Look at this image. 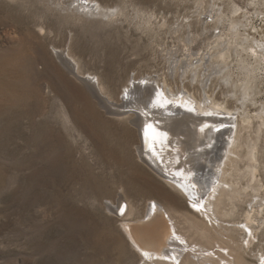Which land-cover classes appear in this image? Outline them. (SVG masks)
I'll return each mask as SVG.
<instances>
[{
    "label": "rangeland",
    "instance_id": "374dc122",
    "mask_svg": "<svg viewBox=\"0 0 264 264\" xmlns=\"http://www.w3.org/2000/svg\"><path fill=\"white\" fill-rule=\"evenodd\" d=\"M29 1L0 0V264H144L120 226L126 206L134 209V219L144 217L148 202L174 206L179 201L180 210L199 217L189 199L179 200L139 161V141L129 121L107 115L83 85L48 60L47 52L53 53L52 45L70 46L83 71L100 77L119 102L133 75L168 72L159 49L180 44L182 34L172 28L194 11L195 0H99L120 14L110 25L94 18L85 27L46 17ZM235 2L250 23L248 32L264 42V0ZM151 15L157 22L145 24ZM159 16L166 21L163 27ZM35 21L48 24L51 34L34 33ZM261 65L258 106H264ZM180 88L172 84L173 93ZM261 145L264 149V135ZM119 193L125 201L118 216L106 205L116 206ZM241 209L236 221L248 208ZM253 243L254 253L263 254L264 224Z\"/></svg>",
    "mask_w": 264,
    "mask_h": 264
},
{
    "label": "bare ground",
    "instance_id": "6f19581e",
    "mask_svg": "<svg viewBox=\"0 0 264 264\" xmlns=\"http://www.w3.org/2000/svg\"><path fill=\"white\" fill-rule=\"evenodd\" d=\"M29 2L40 6L46 17L75 27L92 24L94 18L110 25L120 14V9L112 11L113 7L99 0ZM195 3L194 11L172 28L182 34L180 44L159 49L168 72L128 77L119 102L100 77L83 71L81 57H75L70 46L58 50L52 45L54 51L47 52V58L83 85L107 115L129 121L138 137L135 152L139 161L179 200L189 199L199 217L180 210L179 201L174 206L148 202L144 217L134 219V209L126 206L120 226L140 261L249 264L246 257H253L264 264V253H254L253 247L264 224V216L258 218L264 212V106H258L255 99L264 42L248 32L250 23L242 20V8L235 0ZM228 8L231 15L225 13ZM160 19L163 27L166 21ZM154 20L151 15L145 24ZM47 25L35 21L34 33L50 35L53 29ZM172 84L181 87L177 94ZM252 110L256 114H249ZM63 114L66 117L65 110ZM124 198L119 193L116 206L108 203L109 212L121 213ZM245 206L243 218L236 221L237 209ZM223 248L228 251L223 253Z\"/></svg>",
    "mask_w": 264,
    "mask_h": 264
}]
</instances>
